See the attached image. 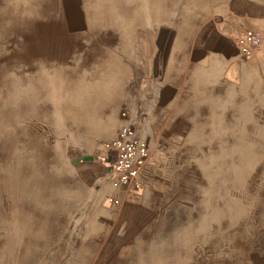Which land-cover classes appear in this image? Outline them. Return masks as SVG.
Wrapping results in <instances>:
<instances>
[{
	"label": "rangeland",
	"instance_id": "374dc122",
	"mask_svg": "<svg viewBox=\"0 0 264 264\" xmlns=\"http://www.w3.org/2000/svg\"><path fill=\"white\" fill-rule=\"evenodd\" d=\"M223 2L0 0V264L264 263L261 73L226 76L216 60L181 87L185 125L143 120L162 112L159 51L175 56ZM107 76L116 100L79 108L76 94ZM124 109L151 151V195L126 211L94 160ZM114 115L111 132L94 123Z\"/></svg>",
	"mask_w": 264,
	"mask_h": 264
},
{
	"label": "crops",
	"instance_id": "0c3cea01",
	"mask_svg": "<svg viewBox=\"0 0 264 264\" xmlns=\"http://www.w3.org/2000/svg\"><path fill=\"white\" fill-rule=\"evenodd\" d=\"M216 10H214V13H217V16L202 22L194 36L185 44V48L174 50L175 56L169 57L170 54L167 53L165 48L159 51L157 70L159 72V83L156 92L153 93L154 98L152 100L162 103L161 110H159L162 112L157 116H153L152 112L154 110L149 105H143L150 108H147L148 111H152L151 113L146 111L147 116L143 118L147 121L146 124L153 122V125H161L166 127L164 131H169L171 127L185 125L187 117L181 112L182 108L177 105L180 95L183 93L181 87L187 82L186 79L190 77L191 72L195 69H201V71L207 69L213 72L216 60L223 67V73L226 76H233L236 70L240 72L239 77L242 76V72L246 73L247 70L258 74L260 72L259 75H262L263 79L261 84L264 88V50L261 47L248 56H242L238 52L235 42V38L245 28H253L259 31L264 41V0H224L221 5L216 7ZM206 31L207 34L203 37ZM168 57H175L176 61L173 62ZM148 62L151 71L154 72L156 62L153 59ZM150 195L149 185L145 183L131 196H123L120 204L111 206L113 208L120 207L119 210L125 209V211L128 207L134 209L139 207L140 204L144 206ZM132 217L134 222L139 223L135 229L141 228L144 221L143 215L136 213ZM132 217L129 213L126 217L125 215L121 216L120 219L123 222H130ZM126 230L128 229L126 228ZM111 248H114L111 251L112 254L126 252V250L121 249V246ZM112 261L116 264H124L123 259L118 257L113 258Z\"/></svg>",
	"mask_w": 264,
	"mask_h": 264
},
{
	"label": "built area",
	"instance_id": "2783aa9c",
	"mask_svg": "<svg viewBox=\"0 0 264 264\" xmlns=\"http://www.w3.org/2000/svg\"><path fill=\"white\" fill-rule=\"evenodd\" d=\"M235 42L242 56L262 47L261 34L253 28H245ZM121 113L124 122L116 136L105 141L94 155L103 167L101 178L108 184L105 199L110 205L120 204L123 196H131L142 187L151 158L149 141L138 134L130 111L124 109Z\"/></svg>",
	"mask_w": 264,
	"mask_h": 264
},
{
	"label": "bare ground",
	"instance_id": "6f19581e",
	"mask_svg": "<svg viewBox=\"0 0 264 264\" xmlns=\"http://www.w3.org/2000/svg\"><path fill=\"white\" fill-rule=\"evenodd\" d=\"M208 31V30H207ZM207 31L204 33V36H206ZM203 39V38H202ZM107 79L104 80V83H100V84H95V85H91L89 87L90 90L86 91V92H78L75 96V100L78 102V105H80L81 109H93L94 105L97 103H102L103 101L106 100H112L115 98L116 100V85L119 83L118 79L116 77L113 76H107ZM85 103V104H83ZM94 103V105H92ZM117 122V118L114 115V117L112 118V121H110V123H105L104 122H99V121H94L95 124H97V128L101 129L102 126L103 128L109 132L113 131L115 128ZM93 123V124H94ZM101 189H105V187H101Z\"/></svg>",
	"mask_w": 264,
	"mask_h": 264
}]
</instances>
